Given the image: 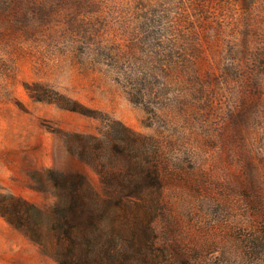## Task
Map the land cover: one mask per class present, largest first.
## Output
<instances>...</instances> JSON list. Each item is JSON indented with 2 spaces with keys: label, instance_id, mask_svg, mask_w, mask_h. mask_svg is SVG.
<instances>
[{
  "label": "rangeland",
  "instance_id": "obj_1",
  "mask_svg": "<svg viewBox=\"0 0 264 264\" xmlns=\"http://www.w3.org/2000/svg\"><path fill=\"white\" fill-rule=\"evenodd\" d=\"M116 122L161 147L175 264H264V0H0V194L97 184L76 136ZM0 264L58 263L0 216Z\"/></svg>",
  "mask_w": 264,
  "mask_h": 264
},
{
  "label": "trees",
  "instance_id": "obj_2",
  "mask_svg": "<svg viewBox=\"0 0 264 264\" xmlns=\"http://www.w3.org/2000/svg\"><path fill=\"white\" fill-rule=\"evenodd\" d=\"M57 105L94 116L79 103ZM76 143L97 184L80 174L52 175L54 201L47 210L0 194V216L58 264H175L154 228L165 210L156 139L116 122L101 138L78 135Z\"/></svg>",
  "mask_w": 264,
  "mask_h": 264
}]
</instances>
